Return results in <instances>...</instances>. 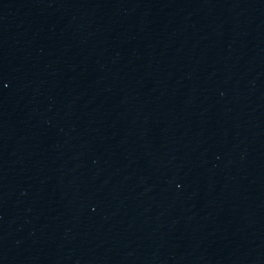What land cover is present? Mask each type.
<instances>
[{"label":"water","instance_id":"95a60500","mask_svg":"<svg viewBox=\"0 0 264 264\" xmlns=\"http://www.w3.org/2000/svg\"><path fill=\"white\" fill-rule=\"evenodd\" d=\"M0 264H264V0H0Z\"/></svg>","mask_w":264,"mask_h":264}]
</instances>
